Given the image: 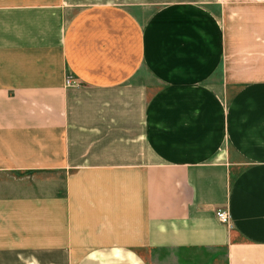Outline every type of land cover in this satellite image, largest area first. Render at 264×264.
I'll return each instance as SVG.
<instances>
[{
	"label": "crops",
	"instance_id": "1",
	"mask_svg": "<svg viewBox=\"0 0 264 264\" xmlns=\"http://www.w3.org/2000/svg\"><path fill=\"white\" fill-rule=\"evenodd\" d=\"M0 264H264V0H0Z\"/></svg>",
	"mask_w": 264,
	"mask_h": 264
},
{
	"label": "built area",
	"instance_id": "2",
	"mask_svg": "<svg viewBox=\"0 0 264 264\" xmlns=\"http://www.w3.org/2000/svg\"><path fill=\"white\" fill-rule=\"evenodd\" d=\"M78 85H79L78 80L74 79L73 77L66 78V86L75 87ZM216 217L220 223L226 225L229 229L233 228L232 218L227 209H218L216 211Z\"/></svg>",
	"mask_w": 264,
	"mask_h": 264
}]
</instances>
